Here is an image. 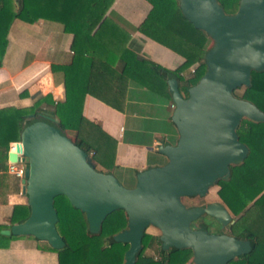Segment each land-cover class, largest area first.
<instances>
[{"label": "water", "instance_id": "water-1", "mask_svg": "<svg viewBox=\"0 0 264 264\" xmlns=\"http://www.w3.org/2000/svg\"><path fill=\"white\" fill-rule=\"evenodd\" d=\"M177 1L183 16L213 42L204 53L205 71L187 96L174 77L167 78L178 136L175 143L158 140L155 149L166 161L139 170L135 184L126 187L113 172L97 170L89 154L59 129L57 117L41 111L7 156L25 164L21 191L30 213L2 234L32 235L61 247L53 200L64 195L85 213L92 232L101 230L110 213L124 211L126 227L113 235L129 244L123 264L134 263L148 225L159 229L163 250L190 248L194 264H227L250 250L246 239L210 232L205 225L193 227L202 215L221 227L234 223L222 202L187 206L182 197L204 196L218 179L228 177L229 165L245 158L247 147L237 135L243 118L264 122L261 109L233 93L250 84L252 70L264 69V0H239L233 13L217 0Z\"/></svg>", "mask_w": 264, "mask_h": 264}, {"label": "trees", "instance_id": "trees-1", "mask_svg": "<svg viewBox=\"0 0 264 264\" xmlns=\"http://www.w3.org/2000/svg\"><path fill=\"white\" fill-rule=\"evenodd\" d=\"M112 1L0 0V65L14 19L27 23L42 20L46 30L55 26L62 33L72 34L70 47L73 51L68 64L52 65L53 72L57 69L63 74L64 101L46 106L34 102L28 107H0V202H6V194L11 190L19 191L18 178L12 179L7 173L9 144L20 140L25 125L39 118V112L47 111L57 117L56 125L89 154L96 169L110 171L115 141L97 123L83 115L85 95L91 94L120 109L128 80L171 97L167 78L172 76L179 91L187 96L189 87L204 73V60L186 74L183 71L190 61H185L178 68L166 69L130 49L128 42L135 27L109 9ZM147 1L151 5L148 12L150 20L196 45L204 55L213 41L183 16L177 0ZM217 1L226 13L235 12L239 2ZM233 93L264 112V69L252 70L250 84L238 86ZM30 113L34 116H28ZM241 122L248 125L246 129H237L239 140L247 147V154L241 162L229 165L228 177L218 179L215 184L219 186L217 193L223 204L236 216L230 233L247 239L250 250L227 264H264V122L247 118ZM53 204L58 216L56 229L64 242L61 247H53L46 240L32 235L0 232V248L7 246L12 239L29 236L38 241L42 250L56 252L58 264H123L129 244L113 238L115 233L126 227L123 210L110 213L101 230L92 232L85 213L73 206L66 196H56ZM29 213L28 204L14 205L9 225H0V231L23 222ZM191 258L190 248L171 246L163 250L158 235L144 232L133 264H186Z\"/></svg>", "mask_w": 264, "mask_h": 264}, {"label": "crops", "instance_id": "crops-1", "mask_svg": "<svg viewBox=\"0 0 264 264\" xmlns=\"http://www.w3.org/2000/svg\"><path fill=\"white\" fill-rule=\"evenodd\" d=\"M150 8L147 0H113L109 6L135 27L128 42L130 49L166 69L190 61L183 72L191 73L203 60V51L150 20ZM45 28L42 20L34 23L13 20L0 65V107H28L34 102L46 106L65 100L63 74L57 69L53 72L52 65L71 61L72 34L62 33L55 26ZM172 111L171 97L128 80L120 109L87 93L82 113L115 141L110 171L135 184L139 170L166 161L155 148L159 139L170 143L177 139ZM8 174L12 179L18 178L19 191L11 190L6 194V202H0V225H9L14 205L27 204V197L21 191L22 178ZM145 232L160 234L153 225H148ZM191 261L192 258L186 264ZM0 264H58V257L54 251L39 248L36 239L21 236L0 248Z\"/></svg>", "mask_w": 264, "mask_h": 264}, {"label": "rangeland", "instance_id": "rangeland-1", "mask_svg": "<svg viewBox=\"0 0 264 264\" xmlns=\"http://www.w3.org/2000/svg\"><path fill=\"white\" fill-rule=\"evenodd\" d=\"M239 127L242 129H246L248 127V125L244 122H241ZM113 174L118 178V180L120 181V183L122 185H124L126 187H132L134 185L133 181H129V180L122 178L119 173L113 172ZM218 188H219L218 185H216V184L212 185L209 188L208 192L204 196H198V195H196V196H184V197H182V201L187 206L202 204V203L210 202V201H218L219 202V201H221V198L216 193ZM113 215H112V217H114ZM202 219H203L202 223H204L207 226V229L210 232H219L220 231L221 226H219V223H217L213 218H210L207 215H203ZM199 224H200V222H198V221H195L194 224L192 223L193 227H197ZM223 228H224V231H227V232L229 231V229L227 227H223ZM156 258H158V256H156Z\"/></svg>", "mask_w": 264, "mask_h": 264}, {"label": "built area", "instance_id": "built-area-1", "mask_svg": "<svg viewBox=\"0 0 264 264\" xmlns=\"http://www.w3.org/2000/svg\"><path fill=\"white\" fill-rule=\"evenodd\" d=\"M193 71V69H192ZM16 142V141H15ZM15 142L10 143L9 145V149H13L15 150V148L13 147V144H15ZM24 162L22 161H18V162H10L7 160V172L10 174H13L17 177L22 178L24 175ZM156 258V256H155ZM190 264H194L193 261L190 262Z\"/></svg>", "mask_w": 264, "mask_h": 264}, {"label": "flooded vegetation", "instance_id": "flooded-vegetation-1", "mask_svg": "<svg viewBox=\"0 0 264 264\" xmlns=\"http://www.w3.org/2000/svg\"><path fill=\"white\" fill-rule=\"evenodd\" d=\"M215 185V184H214ZM217 185V184H216ZM217 191H218V189H217ZM217 191H216V193H217ZM218 194V193H217ZM219 196V195H218ZM211 202V201H210ZM219 202H222V200L221 201H219ZM206 203H208V202H205V203H202V204H206ZM223 203V202H222ZM197 205H201V204H197ZM228 209V208H227ZM230 212V211H229ZM231 213V212H230ZM231 215H232V219H234V222H235V220H236V216H234L232 213H231ZM202 217H203V215L202 216H200L197 220H195V221H198V222H200V224L197 226V227H199V226H201V225H205L204 223H202ZM194 221V222H195ZM217 222V221H216ZM218 223V222H217ZM233 224V223H232ZM232 224H226V225H224V227H227L228 229H229V231L227 232V231H224V228L223 227H221V229H220V231L219 232H225L226 234H228V235H232L231 233H230V226L232 225ZM206 226V225H205ZM219 226H221L220 224H219ZM207 227V226H206ZM243 239H245V238H243ZM247 240V239H246Z\"/></svg>", "mask_w": 264, "mask_h": 264}]
</instances>
